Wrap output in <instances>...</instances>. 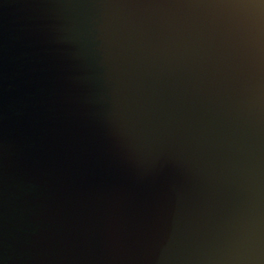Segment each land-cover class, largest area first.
Wrapping results in <instances>:
<instances>
[{"label":"water","instance_id":"water-1","mask_svg":"<svg viewBox=\"0 0 264 264\" xmlns=\"http://www.w3.org/2000/svg\"><path fill=\"white\" fill-rule=\"evenodd\" d=\"M0 264H264V0H0Z\"/></svg>","mask_w":264,"mask_h":264}]
</instances>
